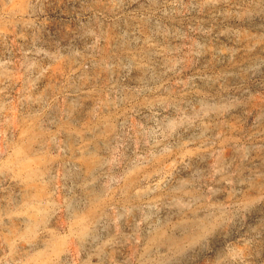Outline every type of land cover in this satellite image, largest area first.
Segmentation results:
<instances>
[{"label": "rangeland", "instance_id": "obj_1", "mask_svg": "<svg viewBox=\"0 0 264 264\" xmlns=\"http://www.w3.org/2000/svg\"><path fill=\"white\" fill-rule=\"evenodd\" d=\"M0 264H264V0H0Z\"/></svg>", "mask_w": 264, "mask_h": 264}]
</instances>
